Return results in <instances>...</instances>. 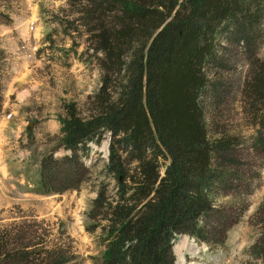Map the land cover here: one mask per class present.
Listing matches in <instances>:
<instances>
[{
  "label": "trees",
  "instance_id": "obj_1",
  "mask_svg": "<svg viewBox=\"0 0 264 264\" xmlns=\"http://www.w3.org/2000/svg\"><path fill=\"white\" fill-rule=\"evenodd\" d=\"M86 18L101 84L81 107L64 102L57 148L71 154L44 157L42 190L77 189L89 172L82 154L109 136L117 192L113 201L99 192L89 213L108 220L102 264H176L173 241L183 234L224 246L240 215L232 210L241 212L264 165L253 171L245 156L264 152V0H92ZM239 57L254 67L244 87L257 127L249 143L209 127ZM67 166L76 173L57 183ZM234 193L238 207L221 203ZM13 239L0 232V264H33L31 241Z\"/></svg>",
  "mask_w": 264,
  "mask_h": 264
},
{
  "label": "rangeland",
  "instance_id": "obj_2",
  "mask_svg": "<svg viewBox=\"0 0 264 264\" xmlns=\"http://www.w3.org/2000/svg\"><path fill=\"white\" fill-rule=\"evenodd\" d=\"M91 4L92 0H0V232H8L11 241H31L33 264L59 259L67 264H102L111 239L103 212L96 208L94 217L89 216L99 192L111 201L117 192L106 169L109 136L83 154L89 172L77 189L45 193L39 186L44 157L68 153L57 148L64 102L81 107L101 84L102 54L94 50L86 18ZM258 57L264 59V45ZM234 67L239 75L229 79L238 84L237 90L234 83L209 127L212 134L222 131L249 143L257 127L244 87L254 67L243 57ZM251 152L246 161L256 166L255 171L264 152ZM75 173L67 166L57 183ZM242 180L240 175V191L246 185ZM251 184L241 212L232 210L234 216L240 215L225 245L209 247L178 235L173 242L176 264H264V165ZM239 200L234 193L221 203L235 202L238 207ZM101 209L109 207L105 203Z\"/></svg>",
  "mask_w": 264,
  "mask_h": 264
},
{
  "label": "water",
  "instance_id": "obj_3",
  "mask_svg": "<svg viewBox=\"0 0 264 264\" xmlns=\"http://www.w3.org/2000/svg\"><path fill=\"white\" fill-rule=\"evenodd\" d=\"M29 129H30V127H29Z\"/></svg>",
  "mask_w": 264,
  "mask_h": 264
}]
</instances>
